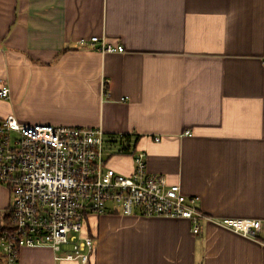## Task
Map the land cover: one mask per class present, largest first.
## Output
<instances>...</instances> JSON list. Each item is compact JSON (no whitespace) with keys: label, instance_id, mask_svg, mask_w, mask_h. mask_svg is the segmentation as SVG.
<instances>
[{"label":"crops","instance_id":"1","mask_svg":"<svg viewBox=\"0 0 264 264\" xmlns=\"http://www.w3.org/2000/svg\"><path fill=\"white\" fill-rule=\"evenodd\" d=\"M92 36L124 51L82 42ZM263 60L264 0H0V119L128 134L151 172L218 220L264 222ZM109 164L134 169L131 152ZM10 202L0 184V230ZM200 224L107 213L84 234L91 264H264V225ZM18 264L80 262L36 246Z\"/></svg>","mask_w":264,"mask_h":264},{"label":"built area","instance_id":"2","mask_svg":"<svg viewBox=\"0 0 264 264\" xmlns=\"http://www.w3.org/2000/svg\"><path fill=\"white\" fill-rule=\"evenodd\" d=\"M82 42L104 53L124 51L122 44L98 36ZM9 96L10 88L2 84L0 98ZM110 137L99 127L26 124L14 115L0 119V184L11 197L10 224L0 232L7 264H18L21 248L36 246H49L57 260L91 264L94 240L84 234L91 215L187 219L195 233L202 220L247 236L262 229L261 220L207 215L197 206L198 197L148 169L146 152L135 148L132 139L119 134L113 142ZM127 152L134 161L131 174L109 164L116 153Z\"/></svg>","mask_w":264,"mask_h":264},{"label":"trees","instance_id":"3","mask_svg":"<svg viewBox=\"0 0 264 264\" xmlns=\"http://www.w3.org/2000/svg\"><path fill=\"white\" fill-rule=\"evenodd\" d=\"M125 136H126L127 140H131V136H130V135L126 134ZM110 138H111V140H112L113 142H116V141H117L115 137H112V136H111ZM10 219H11L10 213L7 212L6 215L4 216V221H5V222H4V225L2 226L0 232H2V231L5 229V225H6V223L9 222V224H10Z\"/></svg>","mask_w":264,"mask_h":264},{"label":"rangeland","instance_id":"4","mask_svg":"<svg viewBox=\"0 0 264 264\" xmlns=\"http://www.w3.org/2000/svg\"><path fill=\"white\" fill-rule=\"evenodd\" d=\"M108 156V155H107ZM9 227V222L8 223H6V225H5V229H7ZM0 252H2V247H1V245H0Z\"/></svg>","mask_w":264,"mask_h":264}]
</instances>
